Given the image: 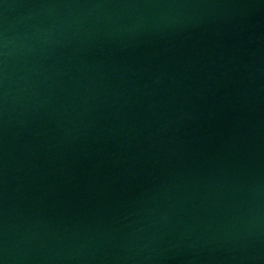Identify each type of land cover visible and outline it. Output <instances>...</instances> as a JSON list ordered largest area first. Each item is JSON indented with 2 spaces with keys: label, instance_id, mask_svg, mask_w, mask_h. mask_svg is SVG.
I'll return each mask as SVG.
<instances>
[{
  "label": "water",
  "instance_id": "obj_1",
  "mask_svg": "<svg viewBox=\"0 0 264 264\" xmlns=\"http://www.w3.org/2000/svg\"><path fill=\"white\" fill-rule=\"evenodd\" d=\"M0 264H264V0H0Z\"/></svg>",
  "mask_w": 264,
  "mask_h": 264
}]
</instances>
